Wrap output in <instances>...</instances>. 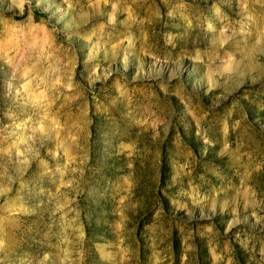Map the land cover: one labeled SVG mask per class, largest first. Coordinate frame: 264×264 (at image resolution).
<instances>
[{
    "label": "rangeland",
    "instance_id": "rangeland-1",
    "mask_svg": "<svg viewBox=\"0 0 264 264\" xmlns=\"http://www.w3.org/2000/svg\"><path fill=\"white\" fill-rule=\"evenodd\" d=\"M0 264H264V0H0Z\"/></svg>",
    "mask_w": 264,
    "mask_h": 264
}]
</instances>
